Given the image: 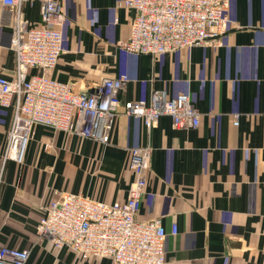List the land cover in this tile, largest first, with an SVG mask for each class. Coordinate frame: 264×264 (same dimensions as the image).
Masks as SVG:
<instances>
[{
    "label": "crops",
    "instance_id": "obj_1",
    "mask_svg": "<svg viewBox=\"0 0 264 264\" xmlns=\"http://www.w3.org/2000/svg\"><path fill=\"white\" fill-rule=\"evenodd\" d=\"M118 1L58 0L66 20L50 75L85 93L126 74L121 101L147 102L154 89L187 93L199 124L175 128L170 116L161 115L147 129L140 117L119 112L107 144L36 124L19 165L5 158L13 109L0 107V246L28 249L25 264H113L109 257L80 258L57 248L35 228L43 207L63 192L125 201L133 178L128 150L150 145L136 219L161 218L167 259L264 264V0H229L227 29L218 42L159 55L118 46L134 14ZM40 4H22L30 23L39 22ZM4 16L0 2V72L11 77L15 53ZM38 71L31 67L28 75Z\"/></svg>",
    "mask_w": 264,
    "mask_h": 264
},
{
    "label": "built area",
    "instance_id": "obj_2",
    "mask_svg": "<svg viewBox=\"0 0 264 264\" xmlns=\"http://www.w3.org/2000/svg\"><path fill=\"white\" fill-rule=\"evenodd\" d=\"M25 1L33 0H0L15 53L13 75L0 72V107L13 109L5 158L23 164L36 124L102 144L109 143L119 112L140 117L147 129L155 126L161 115L170 116L175 128L199 124V112L187 93L170 96L164 89H154L147 102L121 101L119 91L128 82L126 74L105 78L85 93L53 78L49 72L62 52L65 13L58 0H41L40 20L30 23L22 15ZM118 5L134 13L128 36L118 42L120 48L133 53L159 55L216 43L228 24L229 0H120ZM31 67L39 71L28 75ZM232 123H238L237 115ZM128 151L127 168L133 178L125 201L107 203L63 192L43 207L36 236L47 238L57 248L66 247L80 258L105 256L113 264H173L166 257L167 233L161 218L136 219L145 194L151 146ZM176 231L172 225L171 233ZM28 253V249L2 245L0 264H25Z\"/></svg>",
    "mask_w": 264,
    "mask_h": 264
}]
</instances>
